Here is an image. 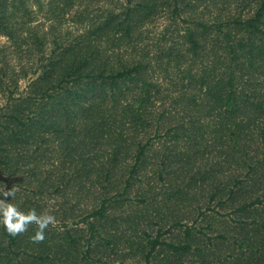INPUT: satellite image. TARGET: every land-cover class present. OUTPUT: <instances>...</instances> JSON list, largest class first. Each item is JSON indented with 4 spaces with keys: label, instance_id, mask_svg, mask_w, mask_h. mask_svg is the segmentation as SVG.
I'll return each mask as SVG.
<instances>
[{
    "label": "trees",
    "instance_id": "trees-1",
    "mask_svg": "<svg viewBox=\"0 0 264 264\" xmlns=\"http://www.w3.org/2000/svg\"><path fill=\"white\" fill-rule=\"evenodd\" d=\"M0 35V199L57 220L0 264H264V0H0Z\"/></svg>",
    "mask_w": 264,
    "mask_h": 264
},
{
    "label": "clouds",
    "instance_id": "clouds-1",
    "mask_svg": "<svg viewBox=\"0 0 264 264\" xmlns=\"http://www.w3.org/2000/svg\"><path fill=\"white\" fill-rule=\"evenodd\" d=\"M16 187L13 186L10 190L3 189L0 191V196L4 198H14L16 195ZM35 224L37 230L31 236L33 243H42L45 240V230L51 225L56 226L57 220L49 211H44L40 214L35 209H30L27 212L22 211L16 204L6 202L5 199H0V225L11 236H17L28 231L30 225Z\"/></svg>",
    "mask_w": 264,
    "mask_h": 264
},
{
    "label": "rangeland",
    "instance_id": "rangeland-1",
    "mask_svg": "<svg viewBox=\"0 0 264 264\" xmlns=\"http://www.w3.org/2000/svg\"><path fill=\"white\" fill-rule=\"evenodd\" d=\"M46 28H48L47 24L42 25V27L40 29H44L46 30ZM7 40L4 36L0 35V45L6 44ZM12 61L15 63L17 60L13 57V55H11ZM25 81L24 80H20V87H22L24 85ZM3 103V98L0 96V105Z\"/></svg>",
    "mask_w": 264,
    "mask_h": 264
}]
</instances>
